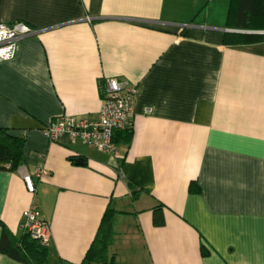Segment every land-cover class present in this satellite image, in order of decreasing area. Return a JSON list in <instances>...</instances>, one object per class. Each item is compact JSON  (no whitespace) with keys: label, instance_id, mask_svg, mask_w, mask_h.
<instances>
[{"label":"crops","instance_id":"obj_1","mask_svg":"<svg viewBox=\"0 0 264 264\" xmlns=\"http://www.w3.org/2000/svg\"><path fill=\"white\" fill-rule=\"evenodd\" d=\"M231 3L0 0V23L35 30L0 63V129L25 139L26 160L0 171V239L1 224L22 235L34 207L48 264H81L111 208L114 264H264V42L224 44L244 31ZM107 78L138 87L130 147L50 141L61 117L98 119ZM40 167L29 193L23 176Z\"/></svg>","mask_w":264,"mask_h":264},{"label":"trees","instance_id":"obj_2","mask_svg":"<svg viewBox=\"0 0 264 264\" xmlns=\"http://www.w3.org/2000/svg\"><path fill=\"white\" fill-rule=\"evenodd\" d=\"M229 19L239 30H264V0H232ZM264 42V34H225L224 44L232 46L253 45ZM133 139V128L126 127L115 132L113 141L118 148L130 147ZM25 139L9 135L0 129V171L17 172L26 160L24 156ZM125 154L123 157L124 158ZM190 192L199 193L197 184L190 185ZM155 210L154 225L161 227L164 220ZM115 212L108 208L104 214L97 236L86 253L81 264H114L110 260V248L114 239ZM0 254L21 264H48V244L33 239L30 233L23 228L22 235H15L5 225L1 224ZM205 252V251H204ZM203 253L204 256L206 254Z\"/></svg>","mask_w":264,"mask_h":264},{"label":"built area","instance_id":"obj_3","mask_svg":"<svg viewBox=\"0 0 264 264\" xmlns=\"http://www.w3.org/2000/svg\"><path fill=\"white\" fill-rule=\"evenodd\" d=\"M35 30L24 23L9 26L0 23V63L15 57L17 44L24 37L33 35ZM102 88V106L98 119L89 120L76 117H61L44 128V135L53 142L68 138L71 142L80 139L85 144L99 151L120 157L119 148L113 141L115 132L128 127L133 116L138 87L116 78H107ZM149 112V111H148ZM47 171L40 167L32 175L23 176L29 193H35L33 177L39 179L47 176ZM23 228L33 239L49 243V226L38 218L36 208L32 207L24 215Z\"/></svg>","mask_w":264,"mask_h":264},{"label":"water","instance_id":"obj_4","mask_svg":"<svg viewBox=\"0 0 264 264\" xmlns=\"http://www.w3.org/2000/svg\"><path fill=\"white\" fill-rule=\"evenodd\" d=\"M237 33H242V34H250V35H260V34H264V32H261V33H257V32H247V31H236ZM75 163L77 165H83L84 164V159L83 158H80V159H77L75 161Z\"/></svg>","mask_w":264,"mask_h":264},{"label":"rangeland","instance_id":"obj_5","mask_svg":"<svg viewBox=\"0 0 264 264\" xmlns=\"http://www.w3.org/2000/svg\"><path fill=\"white\" fill-rule=\"evenodd\" d=\"M15 24H16V23H15ZM13 25H14V24H13ZM11 26H12V25H11ZM130 253H131L130 247H128V248H126V249H123V250L121 251V255H122L124 258H126V259H128ZM134 253L136 254L137 251H134Z\"/></svg>","mask_w":264,"mask_h":264}]
</instances>
